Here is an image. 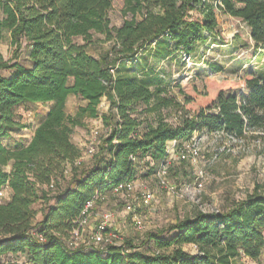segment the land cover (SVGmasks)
Wrapping results in <instances>:
<instances>
[{"label": "trees", "instance_id": "16d2710c", "mask_svg": "<svg viewBox=\"0 0 264 264\" xmlns=\"http://www.w3.org/2000/svg\"><path fill=\"white\" fill-rule=\"evenodd\" d=\"M112 3L0 0V44L8 34L15 53L9 60L0 53V71H10L0 74V189L10 190L0 202V256L23 255L28 264H238L242 258L258 264L264 195L257 191L223 211L198 212L149 232L140 245L66 247L94 194L137 179L140 161L154 174L167 142H188L195 133L264 137V77L246 72L236 80H202L199 90L192 81L166 78L159 67L179 53L190 57L197 44L218 35L217 13L239 19L264 50V0H123L118 27L108 17ZM95 36L110 44L98 57L87 51ZM22 48L27 67L18 62ZM70 96L85 102L76 117L65 112ZM103 98L107 114L98 110ZM25 104L49 105L48 112L28 143L9 148L5 139L29 128L16 114ZM83 117L100 118L109 133L90 168L78 173L81 151L70 137ZM65 172L70 184L61 188ZM37 202L45 207L33 224Z\"/></svg>", "mask_w": 264, "mask_h": 264}, {"label": "rangeland", "instance_id": "374dc122", "mask_svg": "<svg viewBox=\"0 0 264 264\" xmlns=\"http://www.w3.org/2000/svg\"><path fill=\"white\" fill-rule=\"evenodd\" d=\"M123 0H113L112 8L108 13L111 25L120 26L124 20L121 10ZM217 15L218 35L210 37L206 42L197 44L190 53V57L182 53L177 54L159 65L166 78L171 80L181 79L184 83L192 81L199 90L202 89V80H214L222 82L226 79L236 80L246 72H252L256 76L264 77V50L257 47L250 39L249 30L236 18ZM101 36H95L87 51L98 57L107 51L109 43H103ZM77 43H82L80 39ZM0 53L4 60L15 57L14 48L9 42L6 34L0 44ZM18 62L28 66L26 48H22ZM211 65V66H209ZM213 67L218 68L215 71ZM3 77H9L10 71L1 70ZM178 100H181L179 97ZM79 98L70 96L66 102L65 112L68 116L76 117L78 109L82 106ZM49 105L25 104L16 109L17 117L25 124L35 123L41 119L43 113L47 112ZM100 114H107L108 102L101 101L98 107ZM176 114H171L167 120L170 123L176 121ZM82 126L73 128L70 140L72 144L81 151H85L90 132H99L100 142L109 127L105 126L100 118H81ZM113 123V122H112ZM111 128V125H110ZM12 138L5 139V145L12 146ZM13 141V140H12ZM101 144V143H100ZM179 144V143H177ZM220 149L223 151L220 153ZM200 157L191 165L188 162L175 164L170 169L168 184L174 187V195L158 186L152 171H147L148 164L144 161L138 162V183L142 188H137L134 197H139L140 190L145 189L153 192L155 201L147 208L137 209V214L144 223L143 230H137L132 222L131 216L123 213V198L111 196L107 193L106 198L97 203L89 219V233L100 221L104 213H112L113 221L110 230L116 234L115 242L124 245L126 241H133L140 245L149 232H159L174 224L177 220L192 217L198 212H220L231 206L235 201H240L248 195L257 191L264 195V137L247 138L242 142L232 141L226 138L214 139L204 136L200 141ZM217 154V157L214 156ZM93 158H84L77 166L78 173L90 168ZM8 170V168H7ZM202 174L203 192L199 196L198 203H192L185 198L178 197L187 188H192L197 176ZM69 174L64 173L61 179V188L69 186ZM55 189V188H54ZM50 193L53 190H48ZM44 203L37 202L33 205L36 216L33 224L41 219ZM264 234V232H263ZM183 249L195 253V247L183 246ZM0 264H28L23 255L6 254L0 256ZM238 264H257L249 259L242 258ZM258 264H264V249Z\"/></svg>", "mask_w": 264, "mask_h": 264}, {"label": "built area", "instance_id": "2783aa9c", "mask_svg": "<svg viewBox=\"0 0 264 264\" xmlns=\"http://www.w3.org/2000/svg\"><path fill=\"white\" fill-rule=\"evenodd\" d=\"M107 132L103 135V138L108 136ZM204 136H211L214 139H221L223 134L215 133L211 135H207L205 133L197 134L195 133L190 141L177 144L176 141H172L166 144V158L164 161L160 162L155 170L153 176L157 181L158 186L160 188L167 190L169 193L174 195V187L168 184V176L170 169L174 167L175 164H180L183 162H188L191 165L196 163V161L200 157V141L204 138ZM229 140L242 142L241 140H235L232 137H228ZM99 132L96 130H92L90 132V138L88 140V145L85 151L81 152V156L74 162L75 166H79L81 161L86 158H93L97 155L99 146ZM220 153L223 151L219 150ZM217 157V154L214 158ZM135 162L136 160L132 158ZM67 173V172H65ZM205 178L202 174L197 176L195 182L192 185V188H187L175 198H185L192 203H198L199 196L203 192V182ZM54 182L46 188L47 190H54ZM143 184L138 183V178L130 181L121 183L111 189L109 194L114 197L123 198L124 208L123 213L126 216H131V222L133 226L137 230L144 229V223L137 214V209L143 208L147 209L154 201L155 196L153 192L145 189L140 190L139 197H134V193L137 188H142ZM106 194L96 192L94 196L85 204L83 211L81 212L79 218L74 222V228L68 233V237L65 240V245L67 248L76 250V249H97V250H105L108 246H122L115 242V238L117 237L115 233L110 230V223L113 221L114 215L112 213H104L100 217V221L94 228V231L89 233V219L91 217L92 211L97 205V203L103 201ZM10 190L7 186H4L0 189V202L6 201L9 199ZM209 212V213H216ZM203 213H206L203 211ZM35 238L39 242H43L44 239L41 235H35Z\"/></svg>", "mask_w": 264, "mask_h": 264}, {"label": "crops", "instance_id": "0c3cea01", "mask_svg": "<svg viewBox=\"0 0 264 264\" xmlns=\"http://www.w3.org/2000/svg\"><path fill=\"white\" fill-rule=\"evenodd\" d=\"M74 97V96H73ZM68 100V99H67ZM102 101V100H101ZM103 101H106L105 98H103ZM67 102V101H66ZM81 102L83 103L82 106L85 105V102L81 100ZM48 112V110H47ZM47 112L43 113V116L41 117V119L35 123H28L29 125V128L28 129H25L19 133H15L13 134L10 138H12L11 140V148H13L16 144H26L29 142V140L31 139L32 135H33V132L34 130L38 127V125L40 124V122L43 120V118L46 116ZM23 123V122H22ZM5 142V141H4ZM172 142V141H170ZM168 142V143H170ZM75 145V144H74ZM9 169V168H8Z\"/></svg>", "mask_w": 264, "mask_h": 264}]
</instances>
